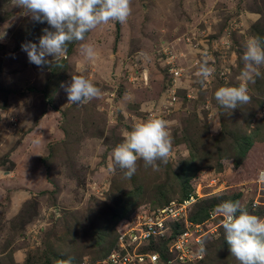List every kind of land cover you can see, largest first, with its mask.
<instances>
[{"label":"rangeland","instance_id":"obj_1","mask_svg":"<svg viewBox=\"0 0 264 264\" xmlns=\"http://www.w3.org/2000/svg\"><path fill=\"white\" fill-rule=\"evenodd\" d=\"M45 28L52 30L13 0H0V264L93 262L119 226L133 227L119 224L121 218L181 201L196 189L203 196L189 215L207 205L215 211L224 201L249 213L251 201L263 203L264 66L248 84L250 103L225 109L214 92L239 85L247 39L264 40V0H131L126 23L99 26L68 44L58 63L46 56L50 63L41 68L21 45H38ZM81 44L97 53L86 74L101 95L68 104L61 84L70 83L84 60ZM200 65L213 70L209 79L197 77ZM148 118L168 121V162L157 161V171L138 160L131 178L118 166L111 171V151L123 131ZM27 132L24 152L12 160ZM245 137L250 142L238 152L235 143ZM185 162L189 168L180 171ZM11 180L20 187L11 188ZM202 222L214 232L203 237L206 254L194 264H238L223 228L210 226L214 218ZM164 242L147 249L160 251Z\"/></svg>","mask_w":264,"mask_h":264},{"label":"clouds","instance_id":"obj_2","mask_svg":"<svg viewBox=\"0 0 264 264\" xmlns=\"http://www.w3.org/2000/svg\"><path fill=\"white\" fill-rule=\"evenodd\" d=\"M13 3L15 7L22 9L23 14L30 15L33 20L41 23L46 21L52 29H43L44 34L39 38L38 45L31 42L21 45L29 62L41 68L50 63L45 59L46 56L53 57L54 62L58 63L65 57L68 44L83 41L86 33L110 22L126 23L131 14V0H13ZM80 51L84 60L77 64L70 83L61 84L67 94L68 104H86L101 95L100 89L86 74L87 62L95 59L97 53L90 44H81ZM242 59L244 68L238 77L239 85L221 86L214 92L215 100L222 108L234 110L238 105L251 102L248 84L254 83L255 78L261 75L259 68L264 66V40L257 36L249 37ZM212 72L207 66L200 65L196 75L201 80H207ZM217 129L213 127L212 130L215 132ZM122 137V142L111 151L108 166L111 171H115L118 166L124 170L127 178L135 174L138 160H143L146 167L151 166L158 171L157 161L166 164L171 156L172 138L168 121L164 119L137 120L130 130L123 131ZM259 180L264 182V170L259 173ZM252 202L250 205L255 208L257 204L253 206ZM215 212L222 217L224 239L231 256L238 264H264V218L250 214L238 202L232 201L220 203ZM170 228V236L173 235V230L181 229ZM163 241L161 253L148 250V244L142 250L162 255L167 238ZM106 253L94 261L100 260ZM198 253L201 258L206 254L203 241ZM56 264H72V261L61 259Z\"/></svg>","mask_w":264,"mask_h":264},{"label":"built area","instance_id":"obj_3","mask_svg":"<svg viewBox=\"0 0 264 264\" xmlns=\"http://www.w3.org/2000/svg\"><path fill=\"white\" fill-rule=\"evenodd\" d=\"M171 97L174 99L173 95ZM202 196L199 189H196L181 201L172 200L155 210H140L150 212L143 217H138L140 215L138 211L135 215L122 219L119 224L127 221V224L132 223L133 227L126 232L125 229L121 230L122 225L119 226L115 240L105 256L94 262L85 261L83 264H193L201 260L198 253L201 241L207 233L214 231L204 229L202 221H192L188 214L189 206ZM256 204L259 205L253 200L252 205ZM260 205L263 206L261 218H264V201ZM206 217L214 218V223L210 226L219 229L222 217L214 209L209 210ZM175 222L181 224V229L173 230V235L170 236L171 234H168L171 231L170 226ZM166 238V247L162 255L142 250L150 240L160 241Z\"/></svg>","mask_w":264,"mask_h":264},{"label":"trees","instance_id":"obj_4","mask_svg":"<svg viewBox=\"0 0 264 264\" xmlns=\"http://www.w3.org/2000/svg\"><path fill=\"white\" fill-rule=\"evenodd\" d=\"M247 142V144H249V142H250V140L249 139H247L246 137L245 138H241V140L240 141H238V142H236L235 143V147L239 150L238 152H241V153H243V152H245L244 150H245V143ZM48 153H49V151H48ZM48 153H47V155L46 156H48ZM189 166H190V163L189 162H185L181 167H180V171H182L183 169H184V167H188L189 168ZM181 176H182V174H181ZM179 178H180V176H179ZM180 180H182V179H180ZM183 181V180H182ZM183 183H184V181H183ZM188 195H189V192L187 193V192H185L184 193V195L182 196V199L183 198H187L188 197ZM236 196H238L237 194H236ZM194 203V202H193ZM192 203V204H193ZM192 204H191V206H192ZM206 205V203L205 204H203V206H205ZM210 205H212V204H210ZM207 206H209V205H207ZM207 206H205V207H202L200 210H199V212H197L196 214H188V216H189V219H191L192 221L194 220V221H196V222H199V221H202L204 218H206V216H207V214H208V211L209 210H212V209H208L209 207H207ZM258 206V205H257ZM255 207V208H252V211L250 212V214H253V215H256V216H258V217H261L262 216V213H263V206L262 205H259L258 207ZM256 210V211H255ZM199 215V216H198ZM179 225V228L181 227V224L180 223H178V222H175L174 224H171V226H172V228L174 229V226L175 225ZM221 229H222V226L220 225L219 226V230L221 231ZM115 236H116V231H115ZM114 239H115V237H114ZM114 239L111 241L112 243L114 242ZM110 242V243H111ZM107 252V249L105 250V252H103V254L104 253H106ZM160 253H161V251H160ZM83 258V257H82ZM81 261V260H80ZM79 261V262H80ZM196 263V262H195Z\"/></svg>","mask_w":264,"mask_h":264},{"label":"crops","instance_id":"obj_5","mask_svg":"<svg viewBox=\"0 0 264 264\" xmlns=\"http://www.w3.org/2000/svg\"><path fill=\"white\" fill-rule=\"evenodd\" d=\"M59 116V115H58ZM60 118V117H59ZM35 127V126H34ZM33 129H35V128H33ZM28 133V135L26 136V135H24L23 136V139H21V140H25L23 143H22V145L20 146V149L17 151V152H15L14 154H12L11 153V158H12V160H15V157L13 156V155H19V156H21L22 155V153L24 152V150H25V148H26V143L28 142L27 140H29V137L28 136H30L31 137V132H27ZM4 173V172H3ZM11 173V172H10ZM9 173V174H10ZM41 179V178H40ZM12 186H11V188H15V189H18V187H20V184L21 183H13L12 182V180H11V183H10Z\"/></svg>","mask_w":264,"mask_h":264}]
</instances>
